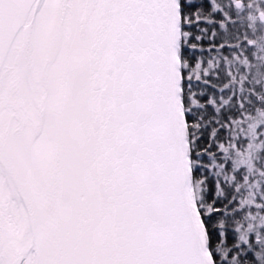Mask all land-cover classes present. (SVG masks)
Wrapping results in <instances>:
<instances>
[{
    "label": "snow or ice",
    "instance_id": "obj_1",
    "mask_svg": "<svg viewBox=\"0 0 264 264\" xmlns=\"http://www.w3.org/2000/svg\"><path fill=\"white\" fill-rule=\"evenodd\" d=\"M238 16L0 0V264H264V23Z\"/></svg>",
    "mask_w": 264,
    "mask_h": 264
},
{
    "label": "flooded vegetation",
    "instance_id": "obj_2",
    "mask_svg": "<svg viewBox=\"0 0 264 264\" xmlns=\"http://www.w3.org/2000/svg\"><path fill=\"white\" fill-rule=\"evenodd\" d=\"M233 4L235 5V10L239 13L238 19L240 20V23L242 25L247 24L251 31L255 32L258 23H264V7H262L263 11L256 12L255 8L252 6L254 4V0H247V3H245L244 0H236L235 2H233ZM241 14L245 15L246 17H241ZM256 17L258 18V21H256ZM253 167L254 165H252L250 171ZM250 175H253L252 171ZM249 188L251 196L250 201L254 203V196L259 194V186L254 181ZM253 189H255V191H253Z\"/></svg>",
    "mask_w": 264,
    "mask_h": 264
},
{
    "label": "trees",
    "instance_id": "obj_3",
    "mask_svg": "<svg viewBox=\"0 0 264 264\" xmlns=\"http://www.w3.org/2000/svg\"><path fill=\"white\" fill-rule=\"evenodd\" d=\"M245 15H242L241 14V17H244ZM246 17V16H245ZM251 119V118H250ZM248 121H246V123H247ZM241 134H247L249 137H250V141L252 142V143H255V133H254V131H247L246 133H244V132H242ZM230 151H233V150H230ZM256 149L254 148L253 150H252V156H255V154H256ZM248 157H249V154H248V152H247V150L245 151V153L244 154H239V153H237V155L235 156V157H233L234 159H237V160H240V161H243L244 162V166L245 167H247L248 169H249V175H250V173H251V171H250V168L252 167V164H251V162H250V164H249V167H248V163H247V161H248ZM244 187L247 189V191L244 193V199L245 200H247V199H249V200H251V196H250V185H248V184H245L244 185Z\"/></svg>",
    "mask_w": 264,
    "mask_h": 264
},
{
    "label": "rangeland",
    "instance_id": "obj_4",
    "mask_svg": "<svg viewBox=\"0 0 264 264\" xmlns=\"http://www.w3.org/2000/svg\"><path fill=\"white\" fill-rule=\"evenodd\" d=\"M236 0H233V2H235ZM254 8H255V11L257 12H261V11H263V9H262V6H261V2H260V0H254V4L252 5ZM256 19V21H258V18L256 17L255 18ZM247 163H248V167H249V164H250V160H249V157H248V161H247ZM247 200H249V199H247Z\"/></svg>",
    "mask_w": 264,
    "mask_h": 264
}]
</instances>
